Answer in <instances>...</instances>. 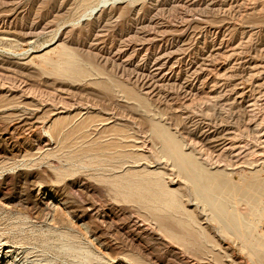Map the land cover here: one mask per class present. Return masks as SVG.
I'll use <instances>...</instances> for the list:
<instances>
[{
  "label": "bare ground",
  "instance_id": "1",
  "mask_svg": "<svg viewBox=\"0 0 264 264\" xmlns=\"http://www.w3.org/2000/svg\"><path fill=\"white\" fill-rule=\"evenodd\" d=\"M117 1L121 0L114 3ZM252 2L253 8L242 17L263 21L264 0ZM114 3L81 0L47 46H32L24 54L1 50L4 73L31 75L39 70L40 75L60 82L92 81L112 89L113 96L120 97L117 103L122 104L117 120V114L105 108L69 100L61 89L50 93L0 74V113L17 122L27 115L36 117L41 126L33 148L17 150L1 141V182L8 186L10 174L54 173L64 183L65 196L74 195L73 185L88 192L82 185L89 180L77 178L82 174L104 186L90 198L94 203L100 199L98 209L89 207L81 195L73 196L77 210L84 211L78 217L82 225L71 221L61 233V250L79 264H199L200 260L243 264L236 254L250 264H264V136L254 146L258 156L247 148L249 153L235 163L215 161L203 147L189 143L175 123L151 108L143 88L126 94L114 80L104 85V74L80 53L83 46L73 40L78 39L75 29H103ZM97 51L109 61L108 54H101L98 47ZM44 194L57 201L60 197L58 190ZM51 202L45 206V216L49 227L57 231L56 218L73 214L69 207ZM5 245L0 239V250ZM117 250L129 254L117 261L113 258Z\"/></svg>",
  "mask_w": 264,
  "mask_h": 264
},
{
  "label": "rangeland",
  "instance_id": "2",
  "mask_svg": "<svg viewBox=\"0 0 264 264\" xmlns=\"http://www.w3.org/2000/svg\"><path fill=\"white\" fill-rule=\"evenodd\" d=\"M80 1L0 0V52L24 54L32 46H47ZM252 1L109 0L116 7L102 23L104 28L75 29L78 39L73 42L83 46L80 53L104 74V85L114 80L126 94L143 88L151 99V108L183 130L189 143L203 147L215 161L232 164L249 153L247 148L258 156L254 146L264 136V18L242 17L253 8ZM97 47L101 54H108L105 58L109 61L100 58ZM0 74L50 93L61 89L69 100L105 108L117 114L115 119H121L122 104L116 101L120 97H114V91L103 84L60 82L40 75L39 70L27 75L0 69ZM17 121L0 113V148L3 140L17 150L34 147L40 137L37 118L27 115L22 122ZM30 174L19 178L10 174L8 186L0 176V239L6 243L0 250V264H79L61 250V233L68 230L71 221L82 225L79 218L84 211L77 210L73 196L81 195L89 207L98 209L100 199L94 203L91 196L102 192L104 186L82 174L77 178L89 180L82 185L88 192L73 185L74 195L65 196L64 183L58 182L54 173ZM53 190L60 193L58 201L42 195ZM48 202H59L73 214L56 218L57 231L47 224L44 210ZM25 217L31 221L21 222ZM123 254L129 251L117 250L114 260L120 261ZM236 257L250 264L244 256ZM199 264L207 263L200 260Z\"/></svg>",
  "mask_w": 264,
  "mask_h": 264
}]
</instances>
